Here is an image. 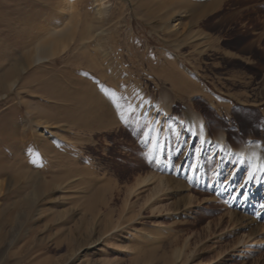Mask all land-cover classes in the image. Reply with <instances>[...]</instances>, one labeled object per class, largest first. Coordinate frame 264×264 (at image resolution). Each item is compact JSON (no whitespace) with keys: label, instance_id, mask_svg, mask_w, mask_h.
Returning a JSON list of instances; mask_svg holds the SVG:
<instances>
[{"label":"rangeland","instance_id":"rangeland-1","mask_svg":"<svg viewBox=\"0 0 264 264\" xmlns=\"http://www.w3.org/2000/svg\"><path fill=\"white\" fill-rule=\"evenodd\" d=\"M263 115L264 0H0V264H264Z\"/></svg>","mask_w":264,"mask_h":264},{"label":"bare ground","instance_id":"bare-ground-1","mask_svg":"<svg viewBox=\"0 0 264 264\" xmlns=\"http://www.w3.org/2000/svg\"><path fill=\"white\" fill-rule=\"evenodd\" d=\"M105 10H106V8H105ZM100 11H102V10L100 9ZM67 40H65V42H63V40H55V41L52 40V41H48L45 43H40L36 47V56L34 59L37 62H39V61L45 59L44 57L40 56L42 52H46L47 54L54 55L59 50L66 49V47L68 46L67 42H69L71 40V38L69 36H67ZM195 125L199 129L198 131L200 132L201 138H203L205 136V134L201 130V126H200L199 121H196ZM219 146L221 147V145H219ZM216 150H218V149H216V147H213L212 153L215 154ZM250 152H251L250 154H252V155H250V154L248 155L249 156L248 157V163L250 164L249 166L252 167V172H253L254 166L252 164L255 163V164H259V165L261 164L262 165L263 162H261V160H262L261 155L257 150L253 149ZM216 155H219V152H216ZM225 155H226V159L228 160V162H231V164H233V161L230 158L229 152H226ZM243 155H244L243 152L239 153V155L237 156V158H238L237 161H239V162L233 164V166H234L233 170L234 171L231 173V175L229 176V180H228V182L229 183L231 182V184H234V182L237 180L236 174L239 171L240 167L242 166L243 159H244ZM219 158H220V156H219ZM260 169H261L260 170L261 171L260 172V174H261L260 180L257 181L256 184L253 186L252 183L250 182L251 177L249 175V179L247 181L246 187H243L242 189L239 190L241 193H243V196L240 199L237 198L239 191L238 190L233 191L231 186L223 187L220 185L216 190L217 195L224 198L226 201H228L230 203V206L232 207V210H230L231 216H233L235 218L247 219V221H249L250 226L251 225L256 226L259 223L258 222L259 219L263 218V216H264V208H262V205H264V190H263L264 189V180L261 179V177L264 178V176L262 175L263 174L262 168H260ZM221 172L222 171L220 170V173ZM144 182H147V180H145ZM160 183L162 185H164V180H161ZM174 183H175V187L177 189L184 188V185H182L180 183V181L179 182L175 181ZM201 187H206V185L202 184ZM259 187H261L260 192H259V190H260ZM194 225H197V223H194ZM262 231H264V227H263V230H261V232ZM31 244H33V241L28 240L27 242L23 243V245H20L18 247V250L13 253V258L15 260L14 263H11V262H8V263H10V264H26L25 260L30 257L31 253H33V251H32L33 249L31 247ZM59 244H61V242H59ZM0 256H1V253H0ZM44 262H45L44 264H52L49 260H46Z\"/></svg>","mask_w":264,"mask_h":264},{"label":"crops","instance_id":"crops-1","mask_svg":"<svg viewBox=\"0 0 264 264\" xmlns=\"http://www.w3.org/2000/svg\"><path fill=\"white\" fill-rule=\"evenodd\" d=\"M223 118L224 119H226L227 121H229V119L231 118V117H229V116H227V117H225V116H223ZM262 120H263V126H262V131H264V115H263V117H262ZM224 136V135H223ZM249 142L251 141V140H253L252 138H249V139H247ZM252 142V141H251ZM257 143H259V142H257ZM260 144V143H259ZM252 146V145H251ZM258 147H259V145H257ZM243 147L242 146H240V148H237V150L238 149H242Z\"/></svg>","mask_w":264,"mask_h":264},{"label":"snow or ice","instance_id":"snow-or-ice-1","mask_svg":"<svg viewBox=\"0 0 264 264\" xmlns=\"http://www.w3.org/2000/svg\"><path fill=\"white\" fill-rule=\"evenodd\" d=\"M121 119H123V117H121ZM159 147H160V150L163 152L164 151V146L160 145ZM262 208H264V205H262Z\"/></svg>","mask_w":264,"mask_h":264}]
</instances>
